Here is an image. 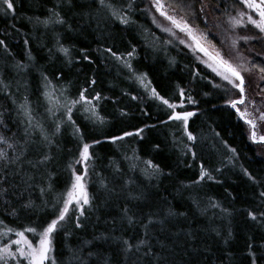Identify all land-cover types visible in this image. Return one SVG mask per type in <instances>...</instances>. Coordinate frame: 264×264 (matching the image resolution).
Instances as JSON below:
<instances>
[{
  "label": "trees",
  "instance_id": "1",
  "mask_svg": "<svg viewBox=\"0 0 264 264\" xmlns=\"http://www.w3.org/2000/svg\"><path fill=\"white\" fill-rule=\"evenodd\" d=\"M163 1L177 10L181 3L192 4L196 18H185L193 27L202 29L205 27V12L200 11L202 2L213 0ZM15 2L14 17L0 15V39L7 46V50L0 46V80L9 86L5 89L0 85V121H3L0 133L23 142L24 125L20 121L24 116L17 107L25 96L35 119L49 134L55 123H63L60 133L52 138V145H45L39 133H33L31 138L37 143L29 145L20 162L7 169L0 163V180L6 178L7 181L0 183V188L7 189V193L0 196V221L4 222L0 224V232H6L7 228L22 230L29 225L43 226L53 218V205L62 206V201L57 204V199L72 180L69 165L81 171L76 160L82 147L79 139L82 133L84 142L92 145L89 151L94 157L88 162L86 176L91 207L85 206L82 228L75 227V216L79 213L74 212L73 207L67 222L54 234L53 255L62 264H69L68 248L80 247L85 241H93L94 251H99L110 264H131L119 254L114 238L135 241L143 235L142 223H147L150 215L154 219L166 218L163 226H150L149 241L157 252L160 251L158 242L166 245L164 255L170 264H251L248 245L254 246L257 255L264 245V217L259 216L264 212V199L259 196L264 191V159L250 143L245 124L228 103L238 97V92L205 67L193 50L180 43L179 32H163L157 27V24L169 25L153 11L149 0H112L133 21L127 26L112 20L107 11L99 7L98 0H73L71 7L66 0ZM54 8L61 12L66 24L45 27L36 22L37 17L41 21L46 19L49 9ZM248 30L260 34L251 31L249 26ZM25 40L29 41L27 45ZM57 40L69 49L68 57L57 51ZM108 48L123 59L117 60L105 51ZM81 49L87 50L91 62L82 59ZM125 61L131 63L136 74L146 73L147 79L143 83L136 79L124 66ZM18 62L28 65L26 72L18 71ZM42 72L52 78L57 89L65 90L68 99L77 98L85 87L89 89V98L96 93L102 97L92 100L89 106L77 105L73 109L72 120L80 133L74 131L62 108L54 116L46 112L47 102L41 94ZM61 72L63 78L57 81L54 77ZM92 79L96 84L89 86ZM153 88L170 103L182 104L178 112L194 113L188 121V131L195 137L194 141L188 140L181 122L168 119L173 110L152 96ZM181 88L184 97L179 94ZM188 97L194 103H189ZM85 107H94L104 123L91 111L86 112ZM141 128L144 129L143 139L126 137L116 144L105 140ZM96 139L104 142L93 144ZM154 145L159 148L155 149ZM133 149L141 161L150 159L160 165L163 174L146 178L141 172L144 168L141 161H136L138 167L130 171V162L125 156H132ZM8 153L13 155L11 149ZM44 153L52 157L45 166L34 169L27 163ZM201 166L213 179L205 177L199 184H193L200 176ZM245 170L253 179L244 174ZM29 176L34 178L29 181L31 188L25 184ZM129 179L132 182L125 185V180ZM101 181L106 188L101 186ZM41 187L45 189L43 195ZM209 198L220 207L210 208ZM28 199L34 201V208L21 209L18 218L7 214L12 207L20 209ZM125 208L135 221L132 226L124 216ZM248 211L257 214L258 221L248 218ZM169 212L173 215L169 216ZM26 235L31 238L30 233ZM99 237L108 239H96ZM9 238L16 237L14 233L0 236V245ZM93 264H103V259L93 258ZM139 264L145 262L141 260Z\"/></svg>",
  "mask_w": 264,
  "mask_h": 264
},
{
  "label": "snow or ice",
  "instance_id": "2",
  "mask_svg": "<svg viewBox=\"0 0 264 264\" xmlns=\"http://www.w3.org/2000/svg\"><path fill=\"white\" fill-rule=\"evenodd\" d=\"M240 4H242L247 9L251 10L258 16V19L254 18L252 15H247V22L254 26L256 29L259 30V33L264 34V0H239ZM66 3L69 7L72 6L73 0H66ZM99 7L105 9L112 20L118 21L121 25H130L133 21H131L129 15L124 11V9H118L112 0H98ZM151 6L155 9L156 12L159 13L160 16L164 17L165 20L169 21L172 25V28L179 29L180 32L185 33V35L191 40V44L187 46L189 48L195 47L196 50L204 53L205 56L208 57L207 60H202L201 63L206 64V66L211 69L216 76L220 77L222 80L226 81L232 88L238 89L240 93L239 100H230L228 103L232 108H236L237 112L240 114V118L244 120L246 124L250 126V139L252 142H260L264 143V135L257 134V121H264V111L260 109H255L256 112H259L258 116H254L252 113H249L247 109L244 112H240L237 108L238 104H244V94H245V78L242 75V72H250L252 69H255L259 72V79L264 81V63L257 64L252 63L251 69L246 67L244 64H233L230 59L225 58L221 50H216L215 46L212 45L213 51H209L207 47L202 44V40H206V36L203 32H200L198 28H193L190 26L189 21L185 18L186 16H190L192 19L196 18V12L193 8L192 4H179L177 8L180 13H184V15H177L171 14L168 10H166L165 3H162V0H151ZM16 2L15 0H0V15H12L13 17L16 14ZM57 8L60 5L56 6ZM131 5H129V8ZM167 7H171L170 5ZM205 5H201V13L204 11ZM177 9H173V12H176ZM246 13L243 11L238 12L237 16H229L228 24L234 29L237 25L241 23V20L238 17L245 16ZM32 18H29L31 22ZM36 22L38 24H43L47 27L49 24H57V25H64L66 24L65 19L62 17L61 12L54 9H49V16L44 19L40 20L38 17L36 18ZM153 23L156 24V19L153 18ZM205 23L207 21L205 20ZM157 27L161 28L163 32H172V28L161 26L157 24ZM68 30L71 31V25H69ZM264 39L262 37L256 36H238L236 39H232L231 47L233 49L237 48V40H243L248 42L250 40L255 39ZM25 45L29 43V41H24ZM181 44H184L185 41L181 40ZM223 43V41H221ZM57 51L62 53L65 57L70 55L69 49L64 47L59 40H57ZM0 46H5L7 50V46L5 41L0 39ZM81 57L83 60L91 62L90 56L87 54L86 49H81ZM105 51L110 52L117 60L123 59L122 56L117 55L115 52L112 51L111 48L105 49ZM135 49H133V52ZM132 52H129L128 55L132 56ZM29 59L31 57L29 56ZM69 63L72 61L69 59ZM124 66L127 67L133 75L136 76L141 83L147 79L146 73H139L136 74V70L132 67L131 63L125 61ZM16 68L20 72H26L28 69V65L23 63H17ZM57 81L63 78V73H59L54 77ZM43 91L42 96L44 100L47 102L46 112L50 115H55L56 111L60 110L61 108L64 110L63 114L67 118V121L70 122L74 128L76 133H80L79 127H76L75 121L72 120V112L73 109L77 105L81 106H89L92 104V100H100L102 97L99 93H96L95 96L89 98L88 88H82L79 92V96L77 98L68 99L64 92L63 88L57 89L56 85L53 84L52 78H50L47 74L41 73ZM89 86H94L96 84V80L92 79L88 82ZM0 85H3L5 89L9 86L4 84L2 80H0ZM214 87H219V85H214ZM264 91V89H262ZM6 95H10V93H5ZM152 96L156 99H159L164 105H166L169 109H172V113L169 115L168 119L172 121L181 122L184 127V132L187 135L189 141H194L195 137L192 135L191 132L188 131V120L189 117L193 116L194 113L192 112H183L179 113L176 112L175 109L178 107L177 104L170 103L168 99L160 96L157 93L156 89H152ZM179 94L181 97H184L185 93L184 90L181 88L179 89ZM63 98V99H62ZM136 99V97H133ZM13 104H16V101L13 99ZM189 103H194L191 97H188ZM249 104H252L249 101ZM182 106V105H181ZM17 111L22 113L24 119L20 121L21 124L24 125L23 137L21 142L20 140H13L12 137H7L0 133V163H3L5 169L9 165L17 164L21 161L22 157H24L28 151V147L30 144H36L37 141L33 140L32 134L39 133L41 140L44 142L45 145H52L53 137L60 133L61 122L55 123L54 130L49 131L45 129L44 125L35 119L33 115V109L30 106L28 97H24V102L20 103L17 107ZM85 111H91L93 116H97L94 107H85ZM123 114V113H122ZM97 119L101 124L104 123L103 117H98ZM3 123V121H0ZM144 131L143 128L137 129L135 132L132 131H124L119 135H113L110 137H106L105 140L112 144H116L118 141H124L126 137L137 136L143 139L141 133ZM79 139L82 143V147L79 151V158L76 160L77 164L84 163L85 168L83 173H79L76 171L73 165H69V168L72 169V180L65 190L64 193L61 194L60 197L57 199V204H60L62 201V206L56 207L53 205V218H51L48 222H46L43 226L36 225V226H25L22 230H14L12 228H7L6 232H0V236H6L8 233H14L15 239L9 238L6 243L0 245V264H62L60 260L55 255H51L54 253V246H53V236L57 233L67 222L70 213V206H74V212H78L79 214L75 216V227L80 229L83 227V223L81 221V217H84L86 214L85 206L91 207V200L89 193L86 191L84 177L88 175V162L92 161L94 157L90 154V145L87 142H84V137L82 133L79 136ZM104 141L96 139L93 141V144H100ZM18 146V148H17ZM155 149L159 148V145L153 146ZM8 149L13 151V155L10 156L8 153ZM18 151V154H17ZM189 151L191 149L189 148ZM230 151L235 152V149H230ZM195 155V153H193ZM52 157L49 156L47 153L41 155V157L35 161L27 160V163L34 169H39L41 166H45L47 163L51 161ZM125 160L130 162L129 170L134 171L138 165L136 161H141L139 155H137L136 150L133 149L132 156H125ZM144 165V168L141 169L142 174L146 176V178H151L154 175H162V169L160 165L154 163L152 160H142L141 161ZM116 171L119 172L120 169L116 168ZM219 171V169H217ZM19 174V173H17ZM248 178L251 180L253 177L245 170L244 173ZM7 172L5 171V177ZM170 175V173H169ZM207 177L208 180H212L213 177L201 166L200 176L197 180H194L193 184H199ZM32 176H29L27 180H25V184L27 188H31L32 184L29 181L33 180ZM6 178L4 180H0V183H6ZM132 182L130 179L125 180V185ZM102 187H107L101 181ZM188 187V185H185ZM27 188L25 190H27ZM41 195L44 194L45 189L43 187L40 188ZM7 193L6 188H0V196L5 195ZM21 198L23 197V193L20 194ZM260 198L264 199V191L259 193ZM132 199H139V197H131ZM194 203H197L194 201ZM35 207L34 201L28 199L26 202L21 204L20 209L12 207L8 211V215L14 216L18 218L20 210H31ZM209 207L210 208H218L220 205L217 202H213L211 198H209ZM207 209H205L206 211ZM227 211V210H223ZM124 216L127 218L128 225L132 226L134 224V219L132 216L128 215L129 209L125 208L123 210ZM168 215H173V213L169 212ZM180 215H183L181 213ZM248 218L253 221H258V216L253 211H248L247 213ZM260 217H264V212L259 213ZM166 219V218H165ZM165 219H154L153 216H149L147 218V223H142L143 228V235L135 238L133 241L132 238H114L118 242V251L121 256L124 257L126 261H130L131 264H139L141 260L145 262V264H170L167 260V257L164 253L167 251V247L163 242H158L160 246V251L157 252L156 248L150 243V226L155 227L156 225L163 226L165 223ZM3 221H0V224H3ZM163 230V227H161ZM31 234V238L26 234ZM68 235V233H66ZM178 235V233H177ZM189 236L191 233L188 234ZM219 235V233H217ZM229 236H231V232L229 231ZM96 239H105L107 240L108 237H99ZM88 245H92V247H88ZM249 252L248 256L251 257V264H260L261 261H264V245L261 246V251L259 255L256 254V250L252 244L248 245ZM95 245L93 241H85L84 244L77 248H68L69 254V264L72 261H75V264H93V258L96 260L103 259V264H110L107 258H102V254L99 251H94Z\"/></svg>",
  "mask_w": 264,
  "mask_h": 264
},
{
  "label": "rangeland",
  "instance_id": "3",
  "mask_svg": "<svg viewBox=\"0 0 264 264\" xmlns=\"http://www.w3.org/2000/svg\"><path fill=\"white\" fill-rule=\"evenodd\" d=\"M149 1L151 5V0ZM212 2H207V3L202 2V4L205 5L204 19L207 21V23H205L204 28L202 29L198 28L199 31L203 32L206 36V40L201 41L202 44L205 47H207L209 51H213L212 45H214L215 49L221 50L225 58L230 59V61L233 64H244L246 67L251 69V65L253 62L258 64L257 61L261 60L262 63H264V39L258 38L255 40H250L248 42H245L243 40H237V48L233 49L231 47L232 39H236L238 36H256V37L264 36V34L261 33L256 34V33H251L249 30L246 31V29H248V26L253 32L259 31L258 29H256L254 26H252L247 22V15H252L256 19H258V16H256L254 12H252L251 10L247 9L242 4H240L239 0H231V1L213 0ZM162 3H165L166 10H168L171 14L181 15L178 12V10L176 12H173V9L175 8L172 6L170 8L167 7L169 5L163 0ZM151 8L158 16H160L159 13L156 12L152 6ZM241 11L246 13V15L243 16L242 18L238 17V19L241 20V23L233 29L227 22L228 18L229 16H237V13ZM160 17L169 25L170 28H172V25L170 24L169 21L165 20L164 17L162 16ZM190 26H192L191 23ZM172 30L180 33L181 37H179V41L184 40L185 41L184 44L186 47H188L187 46L188 44L192 43L191 40L185 35V33L180 32L179 29L172 28ZM221 41H223V43H221ZM190 49L193 50L200 57L201 60L208 59V57L205 56L204 53L200 52L199 50H196L194 46ZM202 64L205 67H207L206 64L204 63ZM209 70L211 71V69ZM242 75L245 78V94H244L245 103L238 104L237 108L240 110V112H244L245 109H247L249 113H252L254 116H258L259 112H256L255 109L258 108L261 111H264V91H262V89H264L263 88L264 81H261L259 79L260 74L255 69H252L250 72H242ZM235 90L238 92V97L235 100H239L240 99L239 90L238 89ZM249 101H251L252 104H249ZM177 105L178 107L175 109L176 112H178V109L183 107L182 104H177ZM233 109L240 118V114L237 112V109L236 108ZM179 113H183V112H179ZM191 117H189V119ZM241 120L245 124L250 143L257 147L258 155L264 159V143L252 142V140L250 139V132H251L250 126L246 124L243 119ZM256 131L258 136L264 135V121H257ZM84 168H85L84 163H80L81 171L79 172L78 170V174L83 173ZM84 182L87 191L86 177H84ZM73 207L74 206H70V208ZM51 255H53V253ZM12 264H14V262H12Z\"/></svg>",
  "mask_w": 264,
  "mask_h": 264
}]
</instances>
